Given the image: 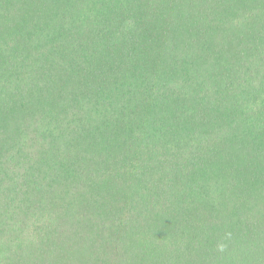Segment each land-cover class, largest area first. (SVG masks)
<instances>
[{"label": "trees", "instance_id": "trees-1", "mask_svg": "<svg viewBox=\"0 0 264 264\" xmlns=\"http://www.w3.org/2000/svg\"><path fill=\"white\" fill-rule=\"evenodd\" d=\"M0 264H264V0H0Z\"/></svg>", "mask_w": 264, "mask_h": 264}, {"label": "clouds", "instance_id": "clouds-1", "mask_svg": "<svg viewBox=\"0 0 264 264\" xmlns=\"http://www.w3.org/2000/svg\"><path fill=\"white\" fill-rule=\"evenodd\" d=\"M222 247V246H221Z\"/></svg>", "mask_w": 264, "mask_h": 264}]
</instances>
